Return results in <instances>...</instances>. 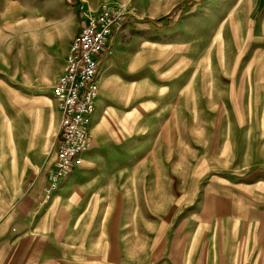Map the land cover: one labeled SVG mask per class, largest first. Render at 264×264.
<instances>
[{
	"label": "crops",
	"instance_id": "0c3cea01",
	"mask_svg": "<svg viewBox=\"0 0 264 264\" xmlns=\"http://www.w3.org/2000/svg\"><path fill=\"white\" fill-rule=\"evenodd\" d=\"M187 1L142 0L130 7L128 0L137 15L113 32L100 60L99 96L83 162L50 199L44 188L62 119L53 92L59 78L49 88L26 77L15 81V89L0 84V264L141 261L123 240L127 216L166 214L168 207L153 200L182 198L183 186L162 167L169 165L168 150L178 148L187 90L200 72L211 74L206 59L180 39L199 36L201 22L213 19L194 17L200 6L231 12L233 0H202L193 4L189 20L180 13L165 20ZM209 198L214 199L210 216L232 212L231 201L217 194ZM136 200H144L142 210Z\"/></svg>",
	"mask_w": 264,
	"mask_h": 264
},
{
	"label": "rangeland",
	"instance_id": "374dc122",
	"mask_svg": "<svg viewBox=\"0 0 264 264\" xmlns=\"http://www.w3.org/2000/svg\"><path fill=\"white\" fill-rule=\"evenodd\" d=\"M101 2L0 0L3 89H15L24 77L48 88L54 84L81 11L96 10ZM197 2L202 0L184 2L165 20L179 13L189 20ZM142 3L131 0L130 7ZM231 3V12L238 10L231 23V12L205 3L192 15L213 19L201 22L199 36L180 39L206 59L211 74L200 72L187 90L178 148L168 150L169 165L162 167L168 179L177 177L183 196L153 200L168 207L166 214L127 216L123 240L141 260L129 264H264V0ZM211 194L231 201L232 212L210 216ZM134 204L142 210L144 200ZM149 254L152 262H144Z\"/></svg>",
	"mask_w": 264,
	"mask_h": 264
},
{
	"label": "built area",
	"instance_id": "2783aa9c",
	"mask_svg": "<svg viewBox=\"0 0 264 264\" xmlns=\"http://www.w3.org/2000/svg\"><path fill=\"white\" fill-rule=\"evenodd\" d=\"M131 16L128 0H102L96 10L81 11L82 22L67 53L65 70L53 88L62 119L56 135V160L44 188L45 200L83 162L99 96L100 60L113 32Z\"/></svg>",
	"mask_w": 264,
	"mask_h": 264
}]
</instances>
